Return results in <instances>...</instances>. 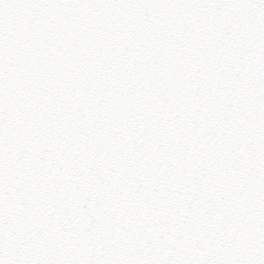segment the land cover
Instances as JSON below:
<instances>
[{
	"label": "snow or ice",
	"instance_id": "snow-or-ice-1",
	"mask_svg": "<svg viewBox=\"0 0 264 264\" xmlns=\"http://www.w3.org/2000/svg\"><path fill=\"white\" fill-rule=\"evenodd\" d=\"M0 264H264V0H0Z\"/></svg>",
	"mask_w": 264,
	"mask_h": 264
}]
</instances>
